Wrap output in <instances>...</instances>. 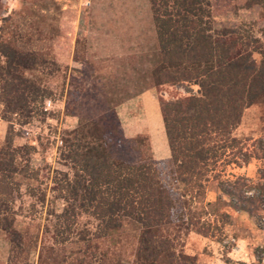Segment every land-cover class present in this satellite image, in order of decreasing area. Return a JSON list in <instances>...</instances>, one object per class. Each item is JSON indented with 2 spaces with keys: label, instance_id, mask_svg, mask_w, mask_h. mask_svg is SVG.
I'll return each instance as SVG.
<instances>
[{
  "label": "rangeland",
  "instance_id": "rangeland-1",
  "mask_svg": "<svg viewBox=\"0 0 264 264\" xmlns=\"http://www.w3.org/2000/svg\"><path fill=\"white\" fill-rule=\"evenodd\" d=\"M143 1L0 0V90L7 73L41 89L37 101L27 97L26 106L17 105L15 113L8 99L31 96L23 92L25 83L12 96H0V148L14 154L18 169L9 172L13 198L6 208L0 207V264H136L140 225L130 217L124 216L117 230L96 237L98 219L75 201L72 236L66 240L57 228L67 204L59 180L66 174L72 177L65 148L80 119L113 105L123 135L133 145L126 159H155L152 132L141 128L145 122L156 131L159 121L155 109L146 104L149 99L158 103L160 96L187 94L183 87L154 85L159 49L152 14ZM258 1L210 0L214 32L246 30L264 44V0ZM252 57L261 68L256 83L263 85L264 56L254 52ZM191 88L196 92L198 86ZM145 91L149 99L141 96ZM10 123L14 135L8 147ZM233 134L244 139L249 150L260 155L264 151V91L244 109ZM155 160L160 162L161 182L176 199L173 221L158 232L174 240L187 264H264V214L255 217L234 209L211 173L192 207L202 219L227 214L218 219L222 232H193L182 212L181 185L173 177L169 158ZM263 171L264 156H253L241 166L225 165L222 175H244L257 182ZM258 192L251 188L246 194ZM160 264H167L166 256Z\"/></svg>",
  "mask_w": 264,
  "mask_h": 264
},
{
  "label": "trees",
  "instance_id": "trees-1",
  "mask_svg": "<svg viewBox=\"0 0 264 264\" xmlns=\"http://www.w3.org/2000/svg\"><path fill=\"white\" fill-rule=\"evenodd\" d=\"M251 1L260 3L247 0V4ZM149 2L159 49V59L152 71L154 85H174L187 91L168 99L158 97L170 148L168 161L176 183L181 185L182 212L189 230L214 236L222 232L218 219L227 214L202 219L192 207L193 199L204 191L211 173L218 191L234 209L255 217L264 214V171L257 182L244 175H222L225 165L241 166L253 156H264V151L260 155V151L249 150L244 139L233 134L244 109L264 91V84L256 83L261 68L252 57L254 52L264 56V44L260 39H252L246 30L214 32L210 0ZM3 76L2 98L20 90L22 83L23 92L33 93L24 97L11 95V113L16 112L17 105L26 106L27 97L30 101L38 100V85L8 73ZM191 85L198 86L196 92ZM12 130L10 123L5 135L8 147L13 142ZM71 133L65 156L71 161L72 177L66 174L59 180L67 204L59 215L57 230L66 234V240L72 236L74 202L78 201L79 206L98 219L96 237L117 230L124 216L137 221L140 236L136 264H160L165 256L167 264H187L175 250L174 240L158 232L162 225L173 221L176 206L172 191L160 180V162L152 158L126 159V150L133 145L123 135L114 106L108 104L104 111L87 120L80 119ZM2 148L0 207L6 208L13 198L9 172L18 169L13 166L14 154ZM251 188H256L258 194L247 195Z\"/></svg>",
  "mask_w": 264,
  "mask_h": 264
},
{
  "label": "crops",
  "instance_id": "crops-1",
  "mask_svg": "<svg viewBox=\"0 0 264 264\" xmlns=\"http://www.w3.org/2000/svg\"><path fill=\"white\" fill-rule=\"evenodd\" d=\"M143 2H145V6H146L147 11H149L152 14L149 0H144ZM152 20H153V17H152ZM141 96H146L148 98L149 97L148 91L141 93ZM149 105H151L157 113L158 121H159V129L154 131V130H152V128L150 126H148L147 124H145V122H143L141 130L143 128H149V130H151V132H152L153 140L151 143H152V147L154 149L155 159L170 158V148H169V145L167 142V137L165 134L164 122H163V117H162V114L160 111L159 101L157 103V102H154L153 100L149 99V102H148V104H146V107Z\"/></svg>",
  "mask_w": 264,
  "mask_h": 264
},
{
  "label": "built area",
  "instance_id": "built-area-1",
  "mask_svg": "<svg viewBox=\"0 0 264 264\" xmlns=\"http://www.w3.org/2000/svg\"><path fill=\"white\" fill-rule=\"evenodd\" d=\"M47 105H49L50 104V102L49 101H47V103H46Z\"/></svg>",
  "mask_w": 264,
  "mask_h": 264
}]
</instances>
